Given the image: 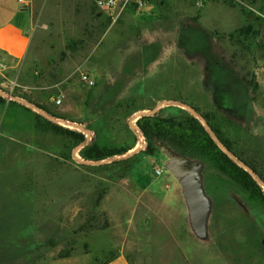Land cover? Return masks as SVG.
Masks as SVG:
<instances>
[{"label":"rangeland","instance_id":"1","mask_svg":"<svg viewBox=\"0 0 264 264\" xmlns=\"http://www.w3.org/2000/svg\"><path fill=\"white\" fill-rule=\"evenodd\" d=\"M208 1L221 13L206 20ZM29 7V51L0 64V89L67 122L49 128L0 95V264H104L121 247L131 264H264L263 187L184 155L208 201L197 228L182 183L166 169L156 178V156L135 150L129 126L164 101L162 116L191 114L179 104L228 116L234 151L264 175V0H147L113 18L95 0ZM84 147L113 154L86 159Z\"/></svg>","mask_w":264,"mask_h":264},{"label":"trees","instance_id":"2","mask_svg":"<svg viewBox=\"0 0 264 264\" xmlns=\"http://www.w3.org/2000/svg\"><path fill=\"white\" fill-rule=\"evenodd\" d=\"M29 101L32 102L31 100ZM34 104L41 108L43 107L38 103ZM7 109H12V111L16 109L25 110L36 118L43 120L49 128L53 126V123L17 101L9 100L7 102ZM202 116L208 123L213 134L222 144L234 156L246 163L258 178L264 181V175L256 167L248 160L237 155L229 137L222 131L220 124H223L229 117L223 116L222 120H218L215 115L214 117H210L209 114H202ZM213 118L216 120L213 121ZM137 126L146 141L145 147L147 154L157 156L160 149H165L174 156L183 157L184 155H188L190 159H201L202 161L210 163L217 170L231 176L243 188L247 190L254 189L261 193V188L257 185L253 177L233 162L212 140L203 124L187 111L181 110L179 115L171 116H162L161 111L153 115L141 116L137 120ZM80 135L83 140L84 136L82 134ZM81 152L84 158L93 160L102 159L107 155L113 154V152L104 153V151L95 148L90 150L87 147ZM186 167H189L188 164H186Z\"/></svg>","mask_w":264,"mask_h":264},{"label":"crops","instance_id":"3","mask_svg":"<svg viewBox=\"0 0 264 264\" xmlns=\"http://www.w3.org/2000/svg\"><path fill=\"white\" fill-rule=\"evenodd\" d=\"M29 2L30 0H28L27 6H22L17 0H0V64L8 66L9 63L19 62L29 51L34 21L33 11L29 7ZM174 2L175 4H180L181 0H174ZM175 7H168V9L175 12ZM220 7L218 1H208L200 14L202 17L206 16L207 20L211 12L214 14L221 13L219 11ZM156 8H158L156 1H149L147 9L154 11ZM156 162L160 167V173H155L156 178L161 176L163 170L166 169L174 180H179L178 176L172 170V167L179 162L177 156L170 154L165 149H160L156 156ZM167 183L155 182L153 185L152 181H145L143 188L145 190H153L156 194H159L158 191H164L170 187ZM118 253V256L104 264H131L130 260L124 256L125 249L123 247L120 248Z\"/></svg>","mask_w":264,"mask_h":264},{"label":"water","instance_id":"4","mask_svg":"<svg viewBox=\"0 0 264 264\" xmlns=\"http://www.w3.org/2000/svg\"><path fill=\"white\" fill-rule=\"evenodd\" d=\"M0 95L7 97L10 100L25 103L28 108L36 110L40 115L45 117L46 119L50 121H63L67 122L64 118H57L54 117L53 115L49 114L47 111H45L43 108L39 107L38 105L28 101L24 100L21 97L12 95L10 93H7L3 90L0 89ZM175 104V102H172ZM169 105L170 103L168 101L161 102L158 106L151 108V109H146V110H141L138 111L135 114L136 118H140L141 116H149L155 114L159 106L161 105ZM182 107H186L188 111L191 113L192 116L195 118L199 119L200 122L203 124L205 130L208 132V134L211 136L212 140L218 145V147L233 161L235 162L238 166L242 167L245 171H247L253 179L258 182L264 189V182L261 181L255 174L254 172L250 169V167L238 159L236 156H234L223 144L222 142L213 134L212 130L210 129L208 123L204 119V117L197 113L194 107L188 105V104H179ZM73 126H76L80 129H82L86 133H90L91 131L89 129L84 128L80 123H70ZM129 126L133 128L139 135V141L138 145H135V150L137 149H142V139L143 136L141 135L140 129L136 126V124L130 120L129 121ZM139 146V147H137ZM178 157V156H177ZM78 159V157H76ZM180 158L178 157V164L174 165L172 167L173 172L178 176L179 181L182 183L184 194L186 196L189 208H190V214H191V219L195 227L200 228L203 226L204 221H205V216L207 213L208 209V201L205 195L203 194L200 186V179L197 173L190 167H186L185 164L180 162ZM98 161H93L94 164H96Z\"/></svg>","mask_w":264,"mask_h":264},{"label":"built area","instance_id":"5","mask_svg":"<svg viewBox=\"0 0 264 264\" xmlns=\"http://www.w3.org/2000/svg\"><path fill=\"white\" fill-rule=\"evenodd\" d=\"M20 5L27 6L28 0H17ZM133 1V2H131ZM198 2L202 0H197ZM147 0H95V4L97 7L102 10L106 15L109 17H116L118 16L122 10L128 8V5H131L132 7H137L138 9H141L144 4H146ZM133 3V4H131ZM81 77L84 81L92 84L93 80L90 78V76L87 73H81ZM146 141L144 138L142 139V149L145 148ZM154 172L156 174L160 173V167L156 166L154 168Z\"/></svg>","mask_w":264,"mask_h":264}]
</instances>
